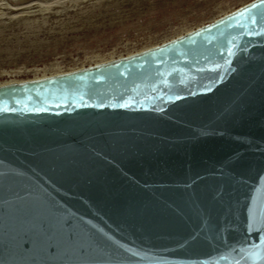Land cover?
<instances>
[{
  "label": "water",
  "instance_id": "95a60500",
  "mask_svg": "<svg viewBox=\"0 0 264 264\" xmlns=\"http://www.w3.org/2000/svg\"><path fill=\"white\" fill-rule=\"evenodd\" d=\"M250 212H264V0L0 88V264H264Z\"/></svg>",
  "mask_w": 264,
  "mask_h": 264
},
{
  "label": "rangeland",
  "instance_id": "374dc122",
  "mask_svg": "<svg viewBox=\"0 0 264 264\" xmlns=\"http://www.w3.org/2000/svg\"><path fill=\"white\" fill-rule=\"evenodd\" d=\"M251 0H0V83L167 42Z\"/></svg>",
  "mask_w": 264,
  "mask_h": 264
},
{
  "label": "bare ground",
  "instance_id": "6f19581e",
  "mask_svg": "<svg viewBox=\"0 0 264 264\" xmlns=\"http://www.w3.org/2000/svg\"><path fill=\"white\" fill-rule=\"evenodd\" d=\"M252 1H254V0L249 1V2H247V3H245V4L241 5V6H239L238 8L234 9L233 11L228 12L227 14H225V15H223V16H221V17H218V18H216V19H214V20H212V21H210V22H208V23L215 22V21H217V20H219V19H221V18H223V17L229 15L230 13L236 11L237 9H239V8H241V7L245 6V5H247L248 3L252 2ZM206 24H207V23H206ZM206 24L201 25V26H199V27H197V28H195V29H193V30H191V31H187V32H185L183 35H180V36H178V37H176V38H173V39H171V40H169V41H167V42H163V43H161V44H159V45H156V46H153V47H150V48L144 49V50H142V51L133 52V53L128 54V55H126V56H119V57L116 58V59H108V60H105V61L98 62L99 64H95V65H91V66L83 67V68L76 69V70L69 71V72H64V73H63V72H62V73H53V74H50V76L48 75V76H46V77H42V78L39 77L38 79L35 78V79H29V80H20V81L17 80V81H11V82H1V83H0V88H2V87H8V86H14V85H19V84L28 83V82H38V81H45V80L58 79V78L65 77V76H67V75L76 74V73L83 72V71H86V70H89V69H93V68H98V67L106 66V65H109V64H111V63H116V62H118V61H121V60H124V59L130 58V57H134V56H137V55H141V54L147 53V52H149V51H152V50H154V49H157V48H160V47H163V46H166V45L168 46L169 44H172V43H174L175 41H178V40H180V39L185 38L186 36H188V35H190V34L195 33L197 30L201 29L202 27H205Z\"/></svg>",
  "mask_w": 264,
  "mask_h": 264
},
{
  "label": "snow or ice",
  "instance_id": "6c2138e0",
  "mask_svg": "<svg viewBox=\"0 0 264 264\" xmlns=\"http://www.w3.org/2000/svg\"><path fill=\"white\" fill-rule=\"evenodd\" d=\"M255 223H258L262 229H264V212H262L260 218L258 220H255L252 213L250 212L249 214V223L247 225V227L249 228V230L252 229V227L254 226Z\"/></svg>",
  "mask_w": 264,
  "mask_h": 264
}]
</instances>
